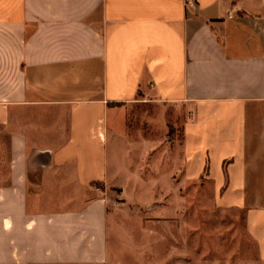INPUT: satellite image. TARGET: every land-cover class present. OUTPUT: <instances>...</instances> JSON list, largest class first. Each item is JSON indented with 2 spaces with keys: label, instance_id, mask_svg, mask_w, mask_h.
Instances as JSON below:
<instances>
[{
  "label": "crops",
  "instance_id": "obj_1",
  "mask_svg": "<svg viewBox=\"0 0 264 264\" xmlns=\"http://www.w3.org/2000/svg\"><path fill=\"white\" fill-rule=\"evenodd\" d=\"M196 4L0 0V264L130 253L100 193L130 160L118 143L140 96L184 109L185 179L244 213L264 263V0Z\"/></svg>",
  "mask_w": 264,
  "mask_h": 264
},
{
  "label": "rangeland",
  "instance_id": "obj_2",
  "mask_svg": "<svg viewBox=\"0 0 264 264\" xmlns=\"http://www.w3.org/2000/svg\"><path fill=\"white\" fill-rule=\"evenodd\" d=\"M186 118L184 109L151 96L128 108L131 140L118 144L130 160L100 193L110 206L112 247L130 252L117 263L138 264L129 255L143 248L157 251L159 257L148 251L152 264H264L244 213L217 208L210 187L185 179Z\"/></svg>",
  "mask_w": 264,
  "mask_h": 264
},
{
  "label": "built area",
  "instance_id": "obj_3",
  "mask_svg": "<svg viewBox=\"0 0 264 264\" xmlns=\"http://www.w3.org/2000/svg\"><path fill=\"white\" fill-rule=\"evenodd\" d=\"M185 6L188 10H193L196 8V0H185Z\"/></svg>",
  "mask_w": 264,
  "mask_h": 264
}]
</instances>
